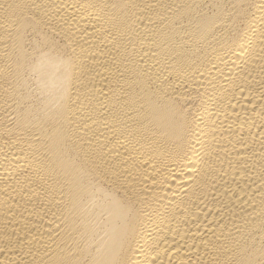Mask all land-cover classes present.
<instances>
[{
	"label": "bare ground",
	"instance_id": "6f19581e",
	"mask_svg": "<svg viewBox=\"0 0 264 264\" xmlns=\"http://www.w3.org/2000/svg\"><path fill=\"white\" fill-rule=\"evenodd\" d=\"M0 264H264V0H0Z\"/></svg>",
	"mask_w": 264,
	"mask_h": 264
}]
</instances>
